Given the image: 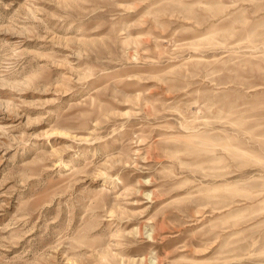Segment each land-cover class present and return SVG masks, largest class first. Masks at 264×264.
I'll return each mask as SVG.
<instances>
[{
	"label": "rangeland",
	"instance_id": "rangeland-1",
	"mask_svg": "<svg viewBox=\"0 0 264 264\" xmlns=\"http://www.w3.org/2000/svg\"><path fill=\"white\" fill-rule=\"evenodd\" d=\"M0 264H264V0H0Z\"/></svg>",
	"mask_w": 264,
	"mask_h": 264
},
{
	"label": "clouds",
	"instance_id": "clouds-1",
	"mask_svg": "<svg viewBox=\"0 0 264 264\" xmlns=\"http://www.w3.org/2000/svg\"><path fill=\"white\" fill-rule=\"evenodd\" d=\"M218 123H224L221 120H215L203 117L200 113L187 118L179 128H172L169 131L174 133L166 139L178 146V150L171 154L172 159L180 162V157L197 156V157H216L218 152L233 154L237 151L236 146L231 140H219L215 138L213 126ZM232 127H240V125L232 124ZM249 135V133H245ZM206 167L204 164L189 165L180 162L181 168L197 169L205 174H212L218 171V160L211 159ZM209 195L213 194L210 190Z\"/></svg>",
	"mask_w": 264,
	"mask_h": 264
}]
</instances>
